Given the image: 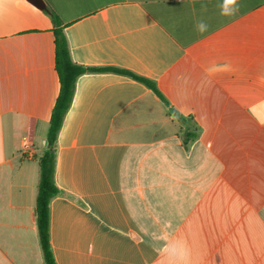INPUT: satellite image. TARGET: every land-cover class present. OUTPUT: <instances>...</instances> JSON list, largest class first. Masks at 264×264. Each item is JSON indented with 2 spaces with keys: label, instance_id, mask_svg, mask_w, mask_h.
<instances>
[{
  "label": "crops",
  "instance_id": "1",
  "mask_svg": "<svg viewBox=\"0 0 264 264\" xmlns=\"http://www.w3.org/2000/svg\"><path fill=\"white\" fill-rule=\"evenodd\" d=\"M221 3L0 0V264H45L39 159L60 81L44 5L87 69L56 140V263L264 264V0L233 17Z\"/></svg>",
  "mask_w": 264,
  "mask_h": 264
},
{
  "label": "trees",
  "instance_id": "2",
  "mask_svg": "<svg viewBox=\"0 0 264 264\" xmlns=\"http://www.w3.org/2000/svg\"><path fill=\"white\" fill-rule=\"evenodd\" d=\"M45 13L52 16L54 21L55 38V65L56 72L60 81V92L52 110L50 119V128L47 136V150L39 159L40 181L36 203L37 228L42 247L45 264H57L52 253L49 236L50 204L56 198L60 191L55 184V163H56V140L64 118L70 109L75 93L77 79L83 75L87 69L74 63L70 54L68 41L65 35V26L56 17L55 13L50 11L46 5L42 7ZM112 70V69H110ZM116 71L120 74L128 75L134 79L146 84L156 91L154 85L147 80L139 78L126 71ZM198 137L196 132L184 131L185 142L194 141Z\"/></svg>",
  "mask_w": 264,
  "mask_h": 264
},
{
  "label": "clouds",
  "instance_id": "3",
  "mask_svg": "<svg viewBox=\"0 0 264 264\" xmlns=\"http://www.w3.org/2000/svg\"><path fill=\"white\" fill-rule=\"evenodd\" d=\"M240 11L239 0H222L220 5V15L225 17H233L237 15ZM196 31L199 34H204L208 31L209 25L203 20L200 19L196 22Z\"/></svg>",
  "mask_w": 264,
  "mask_h": 264
}]
</instances>
